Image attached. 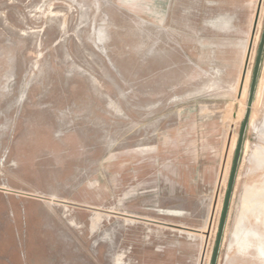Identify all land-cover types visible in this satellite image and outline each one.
<instances>
[{
	"label": "rangeland",
	"instance_id": "1",
	"mask_svg": "<svg viewBox=\"0 0 264 264\" xmlns=\"http://www.w3.org/2000/svg\"><path fill=\"white\" fill-rule=\"evenodd\" d=\"M263 25L264 0H0V264H211ZM217 264H264V54Z\"/></svg>",
	"mask_w": 264,
	"mask_h": 264
},
{
	"label": "water",
	"instance_id": "2",
	"mask_svg": "<svg viewBox=\"0 0 264 264\" xmlns=\"http://www.w3.org/2000/svg\"><path fill=\"white\" fill-rule=\"evenodd\" d=\"M256 23H257V17H256V20L254 22V30L256 27ZM251 48H252V43H250V46H249V51H248V55H247V59H246V63H245V70H244V74H243V78H242V84L244 81V75L246 74V68L248 67ZM263 54H264V25H263L260 44H259V48H258V52H257V58H256V62H255V66H254V70H253V74H252V78H251V84H250V88H249V92H248V98H247V104H246V111H245L241 131H240L238 142H237L236 153H235L234 162H233V166H232V170H231V175H230L227 195H226V199H225L223 214H222V218H221V222H220V226H219V231H218V235H217V239H216V243H215V249H214L211 264H217V261H218V255H219V251H220V247H221L222 239H223V235H224V229H225V224H226L227 215H228V211H229L230 201H231V197H232V191H233V187H234V183H235V179H236V175H237V171H238V166H239V162H240V157H241V152H242V148H243V144H244V140H245L247 127H248L249 121H250L251 109H252L254 96H255V92H256V87H257V82H258V77H259V72H260ZM194 231H197V230H194ZM197 232H199V231H197Z\"/></svg>",
	"mask_w": 264,
	"mask_h": 264
}]
</instances>
